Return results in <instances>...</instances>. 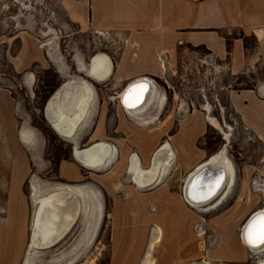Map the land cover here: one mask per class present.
Returning a JSON list of instances; mask_svg holds the SVG:
<instances>
[{
  "label": "crops",
  "instance_id": "1",
  "mask_svg": "<svg viewBox=\"0 0 264 264\" xmlns=\"http://www.w3.org/2000/svg\"><path fill=\"white\" fill-rule=\"evenodd\" d=\"M42 1L52 3L80 29L98 34L113 33L125 42L127 47L121 49L117 60L112 63L110 76L112 74L114 81L128 84L136 79L147 78L162 82L161 90L156 88L153 101L138 114L130 115L120 106V91L112 92L114 96L108 101L97 102L98 127L93 134L98 141L94 139L89 145L107 143L110 146V159H102L99 166L92 167L76 161L72 155L73 162H60L58 170L64 180L75 182L84 179L86 183L69 185L39 181L43 192L38 196L46 194L47 190L49 193L68 192L64 191L68 186H77L82 187L87 195H72L76 204L81 206L82 203L83 206V203H87L93 207L90 203L93 202L97 207V210L93 207L94 211L91 208L87 220L83 218L82 211L79 212L83 224H89L90 232L85 243L78 244L82 236L79 233L69 248L59 255L73 250L84 255L89 251L104 222L106 199L109 198L112 207L109 231L111 253L119 257L129 254V260L134 264L264 262V247L254 250L244 244L241 236V228L249 215L258 209L264 210V194L255 195L246 190L253 173L264 177V82L258 81L251 88L239 90L225 88L228 104L250 135L249 139L255 143V151L250 156L253 164L239 169L237 192L231 206L223 213L214 212L220 205L215 209H199L183 197L182 191L188 176L212 156L209 157L205 150L196 147V142L205 133L206 125L211 124L208 116L195 106L194 98L184 100L173 89V79L186 78L193 84L196 80L198 85L206 70L217 74L227 72L234 78L242 74L258 78L260 68L264 65V0ZM248 38L254 40V46L248 45ZM201 49L208 53L210 59L223 63L219 66L222 71L212 67L202 72ZM179 81L180 85L182 81ZM95 93L92 86L87 103L88 111L92 112L82 121L83 129L93 113ZM161 96L163 101L160 103L158 98ZM101 110H112V117L101 118ZM165 111L166 114H163ZM169 111L172 113L169 114ZM156 116L161 119L160 129L152 130L149 127L154 124ZM79 134L75 136L74 142H78ZM115 134H119V138ZM74 142L72 140L71 144L74 145ZM163 144L167 145L172 155L165 175L161 179L158 177L153 185H137L130 170L133 156L137 158L140 168H147L154 152ZM108 165L110 167L104 170ZM68 173L72 177L67 176ZM106 178L111 181L106 182ZM234 179L235 184V169ZM206 213H209V217L202 224L200 215ZM153 223L156 229L149 248L144 250L141 238ZM203 232L205 237L202 244ZM80 247L84 250H80ZM78 260L77 256L71 260L65 259L64 263L62 260L55 263L75 264ZM110 264H113V260Z\"/></svg>",
  "mask_w": 264,
  "mask_h": 264
},
{
  "label": "rangeland",
  "instance_id": "2",
  "mask_svg": "<svg viewBox=\"0 0 264 264\" xmlns=\"http://www.w3.org/2000/svg\"><path fill=\"white\" fill-rule=\"evenodd\" d=\"M44 43L48 46L42 47ZM247 43L254 46L252 38H248ZM126 47L125 42L113 33L98 34L92 30L80 29L50 2L0 0V264H22L29 250L30 222L33 214L30 200L32 176L45 183L82 185L87 182L84 179L67 181L59 176L60 162H73L75 145L51 129L43 114L45 103L68 80L83 79L90 83L96 90L92 101L93 113L84 129L77 130V133H80L77 147H87L94 139L98 141L93 134L98 127L97 102L108 101L114 96V91H120V96L127 84L114 81L112 74L103 80H93L85 74V69L96 54L107 55L112 66L121 49ZM199 54L202 72L212 67L216 71L222 69L219 66L223 63L210 59L205 50L201 49ZM205 72L198 85L196 80L193 84L186 78L179 79L183 82L179 85L180 81L173 79V89L184 100L194 98L197 109L214 119L217 124L206 125L205 133L196 142V147L205 150L208 156L224 148L234 166L236 182L233 183L234 186L232 185L223 204L214 211L223 213L231 206L237 192L239 169L253 164L250 156L255 151V143L249 139L250 135L228 104L225 88L239 90L251 88L258 81L264 82V65L260 68L258 78L246 74L234 78L227 72ZM28 75L32 76L31 81L27 80ZM152 80L156 88L161 90L162 82L159 79ZM170 113L172 111H169ZM112 114V110H101V118L109 119ZM163 114H166V111ZM156 117L154 124L149 127L152 130L160 129L161 119ZM23 125L31 128L36 136V158L31 156L19 140V131ZM224 134L228 136L225 137ZM115 136L119 138L120 135ZM74 139L72 138L73 142ZM109 167L110 165L103 169ZM67 176L72 177L70 173ZM254 176L255 173L251 175L246 190L258 195L260 193L251 188ZM108 179H105L106 182L111 181ZM106 200L105 219L98 229L93 246L84 255L78 251L72 253L68 259L78 256L79 260L75 264H110L112 260L113 264H134L129 260V254L119 257L111 253L112 240L109 231L112 207L109 198ZM208 217L209 213L201 214V223L204 224ZM82 219L79 213L72 224L73 228L71 229V226L66 236L51 248L34 249L32 264H52L56 258L62 257L63 255L59 254L69 248L79 233H83ZM155 229L156 224L153 223L141 238L144 250L150 244ZM197 229L200 231L199 226ZM203 233L202 244L205 237V232ZM121 240L124 238L121 237ZM61 262L64 263V260Z\"/></svg>",
  "mask_w": 264,
  "mask_h": 264
},
{
  "label": "bare ground",
  "instance_id": "3",
  "mask_svg": "<svg viewBox=\"0 0 264 264\" xmlns=\"http://www.w3.org/2000/svg\"><path fill=\"white\" fill-rule=\"evenodd\" d=\"M43 46L48 45L47 43H44ZM100 58L103 60H100ZM101 65H103L102 69L100 68ZM111 69L112 66L109 57L105 54H96L91 59L89 66L85 69V74L93 80H103L110 74ZM27 80L31 81L32 76L28 75ZM139 85L143 86L142 93L139 91V88L135 87ZM91 88L92 85L83 79H79L78 82L74 83L65 82L47 100L45 104L44 117L49 123L51 129L57 135L72 141V138L74 139L77 130H80L81 126L83 127V125H81L82 121L87 115H89L90 112H92L90 110L88 111L87 108V103L89 101V90ZM155 94L156 86L153 80L147 78L136 79L129 82L122 89L119 96L120 105L126 113L130 115L138 114L143 112L148 107V105L153 101ZM137 95H139L138 100L136 98ZM126 96L131 106H126L124 102ZM158 99L161 103L163 101V96L159 97ZM209 121L211 125L217 126L214 119L209 118ZM224 136L227 137L228 135L224 134ZM19 140L27 148L31 156L36 158L37 141L32 129L26 125H23L19 131ZM74 145L75 148L73 149L74 151L72 155L76 161L80 163L97 167L101 164L102 159L105 160L109 158L110 146L105 142H95L84 148H78L77 141L74 143ZM171 158L172 155L170 153V149L166 144L159 146L154 152L151 163L147 168H140L137 158L133 156L130 169L133 172V181L137 185H141L143 187L155 184L158 181V177L161 179L162 176L165 175ZM111 163L109 162V164ZM201 170L203 172L197 174ZM233 181L234 166L226 155L225 149L223 148L216 154H213L208 160L198 166L188 176L184 183L182 194L184 199L189 204L199 207V209H215L226 197L227 192L233 185ZM30 188V200L33 208V214L30 222L31 228L28 244L29 250L25 254L22 264H32V258H34V249L52 245L56 243V241H58L63 235H65L71 225L74 223V220L80 211H82L83 218H86L87 220L89 213L92 212L91 208L94 207L95 210H97V207L94 206L95 203L90 201L89 202L93 204V207L87 205V203H83V206L82 203L81 206L76 204L72 195L83 197L87 195L86 191L82 187L68 186L66 190H64L68 192L49 193L50 191L47 190V193L44 191L46 194L43 193L42 195L38 196L41 192H43V189H40L39 180L35 176H32L30 180ZM81 200H83V198ZM86 202L88 201L86 200ZM101 210L103 211V209ZM97 214V217H99L100 213L98 212ZM261 215H264V210L258 209L249 215V218H247V221H245L241 228V236L244 244L250 248H253L254 250H261V248L264 247V244H258L257 246L252 247L246 242L244 234L248 228V225L256 217ZM89 232V224H84L81 240L79 243L77 242L79 245H82L83 242L85 243V238ZM83 247H85V245ZM82 248L80 247V250H82ZM74 252L75 250L69 252V255L65 254L62 257L57 258L52 262V264H54L56 261L58 262V260H68L70 255ZM258 264H264V262L259 261Z\"/></svg>",
  "mask_w": 264,
  "mask_h": 264
},
{
  "label": "snow or ice",
  "instance_id": "4",
  "mask_svg": "<svg viewBox=\"0 0 264 264\" xmlns=\"http://www.w3.org/2000/svg\"><path fill=\"white\" fill-rule=\"evenodd\" d=\"M139 88V91L142 93L143 86H135ZM137 100L139 99V95H137ZM125 104L126 106H131L129 104L127 96L125 97ZM244 238L246 242L255 247L258 244H264V215L256 217L249 225L245 231Z\"/></svg>",
  "mask_w": 264,
  "mask_h": 264
},
{
  "label": "built area",
  "instance_id": "5",
  "mask_svg": "<svg viewBox=\"0 0 264 264\" xmlns=\"http://www.w3.org/2000/svg\"><path fill=\"white\" fill-rule=\"evenodd\" d=\"M251 188L253 191L264 194V177L256 175L251 180Z\"/></svg>",
  "mask_w": 264,
  "mask_h": 264
},
{
  "label": "water",
  "instance_id": "6",
  "mask_svg": "<svg viewBox=\"0 0 264 264\" xmlns=\"http://www.w3.org/2000/svg\"><path fill=\"white\" fill-rule=\"evenodd\" d=\"M46 104V103H45ZM43 114H45V106H44V109H43ZM210 157V156H209ZM202 170H204V169H202ZM199 171L197 174H199L200 172H203V171ZM247 221V220H246ZM56 244V243H55ZM52 246H54V244H52V245H49V246H47V247H39L40 249L42 248V249H45V248H51Z\"/></svg>",
  "mask_w": 264,
  "mask_h": 264
}]
</instances>
